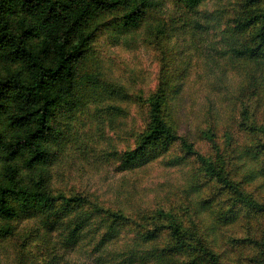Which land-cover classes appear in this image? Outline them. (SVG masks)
Segmentation results:
<instances>
[{
  "label": "trees",
  "instance_id": "16d2710c",
  "mask_svg": "<svg viewBox=\"0 0 264 264\" xmlns=\"http://www.w3.org/2000/svg\"><path fill=\"white\" fill-rule=\"evenodd\" d=\"M207 1L0 0V241L15 233L13 222L36 220L37 230L45 229L48 264L63 258L56 251L67 255L91 237L98 238L102 253L124 230L134 231L139 245L115 264H162L193 251L220 264L201 232L203 212L209 211L216 230L244 208L264 214L254 193L264 190V0H213L214 10L206 8ZM170 4L180 18L167 15ZM112 11L120 15L123 33L140 29L152 16L161 18L159 25L150 24L164 41L159 83L140 99L146 118L134 147L116 151L113 159L119 172L136 170L177 145L181 160L194 163L191 192L183 195L180 209L158 211L161 223H135L121 208L105 210L88 197L53 191L54 162L77 139L67 118L97 101L99 81L90 74L83 77L86 83L81 76L86 47L98 31L93 26ZM176 33L192 53L169 43ZM216 66L223 73L236 70L243 80L238 89L244 90V97H233L238 91L232 96L222 86L228 92L218 94L219 111L208 103L211 92L204 84L214 81L207 77ZM197 83L200 90L190 93ZM201 91L205 103L192 127L186 106ZM193 135L206 139L211 153L198 149ZM250 162L255 170L244 171Z\"/></svg>",
  "mask_w": 264,
  "mask_h": 264
},
{
  "label": "rangeland",
  "instance_id": "374dc122",
  "mask_svg": "<svg viewBox=\"0 0 264 264\" xmlns=\"http://www.w3.org/2000/svg\"><path fill=\"white\" fill-rule=\"evenodd\" d=\"M206 3L208 9L218 7L216 1L208 0ZM167 15L180 18L173 4L169 5ZM118 16L114 11L106 12L93 26L98 31L91 36L86 47L84 63L87 69L81 78L90 74L97 78L98 89L96 93L93 92L97 101H91L67 118V121H71V130L77 132V139L68 143L54 162L53 191L55 196L88 197L105 210L121 208L135 223L149 219L161 223L158 211L169 213L173 208L180 209L179 206L185 201L183 195L191 192L195 166L192 161L181 160L182 153L175 145L170 152L153 159L147 166L126 172L117 170L118 162L113 161L115 152L133 148L141 133L146 111L141 108L140 99L153 92L159 83L164 47V41L150 25L161 23L158 15L152 16L140 29L129 33L119 31ZM183 39L176 33L169 43L179 45L183 53H192L191 45ZM195 61L193 54L191 63ZM228 69L223 73V67H213L212 74L207 78L212 76L214 81L211 84L208 80L204 82L207 91L209 89L211 92L212 103H208L215 111L220 109V91L223 94L228 92V89L224 92L222 86L229 88L232 96L238 91L233 97H244V90L238 89L243 83L239 77L241 75L232 68ZM83 80L87 83L89 79ZM183 83L186 85L187 79ZM198 86V83L190 85V93L195 89L200 90ZM195 94L187 102L185 113L192 117V127L198 126L195 117L202 101L205 103L202 91ZM175 96L172 95L173 98ZM173 102L177 104V99H173ZM208 103L205 104L207 107ZM240 105L237 104V112ZM182 120L185 124L189 122L186 118ZM192 140L198 149L211 153V145L206 139L193 135ZM247 170H255L251 162L244 167V171ZM254 193L264 203V190H254ZM83 208L89 206L84 205ZM236 218L233 223L223 224L216 230L210 223L209 211L203 212L201 232L207 246L219 256L220 264H264V214L244 208L236 213ZM38 222L12 223L15 233L0 241V264H48L51 258L46 246L45 229L39 232L36 228ZM135 228L133 225L130 227ZM92 238L83 240L67 255L61 250L56 251L63 255L58 264H115L123 258L125 250L139 245L134 231L128 233L124 230L119 238L109 243L105 251L99 253L96 250L98 238ZM192 260L198 262L196 264H210L197 251L173 260L167 259L162 264H190Z\"/></svg>",
  "mask_w": 264,
  "mask_h": 264
}]
</instances>
